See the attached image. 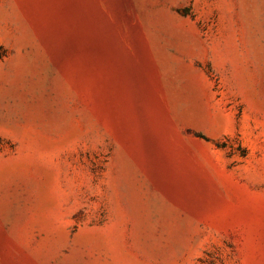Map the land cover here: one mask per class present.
Returning <instances> with one entry per match:
<instances>
[{
	"label": "rangeland",
	"instance_id": "1",
	"mask_svg": "<svg viewBox=\"0 0 264 264\" xmlns=\"http://www.w3.org/2000/svg\"><path fill=\"white\" fill-rule=\"evenodd\" d=\"M0 264H264V0H0Z\"/></svg>",
	"mask_w": 264,
	"mask_h": 264
}]
</instances>
